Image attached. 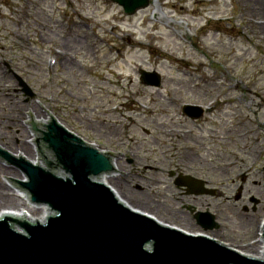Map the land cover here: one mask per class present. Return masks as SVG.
<instances>
[{
	"label": "rangeland",
	"instance_id": "374dc122",
	"mask_svg": "<svg viewBox=\"0 0 264 264\" xmlns=\"http://www.w3.org/2000/svg\"><path fill=\"white\" fill-rule=\"evenodd\" d=\"M263 25L260 0H151L132 16L110 0H0V55L8 31L41 52L40 80L22 73L37 99L13 91L21 121L30 103L50 111L84 141L120 154L110 184L135 194L144 213L194 231L183 205L209 210L219 222L212 237L249 253L264 219ZM140 70L159 72L161 87L141 84ZM187 103L211 109L193 123L181 112ZM9 105L0 104L1 120L15 119ZM21 128L0 123V149L32 155ZM10 166L0 163V175L21 180ZM182 168L215 195L197 204L183 197ZM7 185L0 179V208L18 200Z\"/></svg>",
	"mask_w": 264,
	"mask_h": 264
},
{
	"label": "water",
	"instance_id": "95a60500",
	"mask_svg": "<svg viewBox=\"0 0 264 264\" xmlns=\"http://www.w3.org/2000/svg\"><path fill=\"white\" fill-rule=\"evenodd\" d=\"M112 1L128 15L149 3V0ZM141 81L146 85L158 84L159 75L141 71ZM29 111L23 110L21 123L35 137L41 131L35 132L26 124L29 119L35 121L28 117ZM47 119L50 115L43 114L42 121L36 123L40 125L38 128H43ZM38 144L40 150L32 140V157L39 161L40 151L45 161L39 162L42 167L20 159L21 151L11 152L18 159L4 153L29 180L20 185L29 193L21 190L23 201L32 200L43 206L41 221L0 213V264H264L260 260L264 259L261 223H257L261 258L243 256L217 241L164 226L121 204L107 186L93 180L112 169L109 156L83 146L54 121ZM4 157L0 156V163L11 165ZM22 177L21 180L25 179ZM0 179L18 186L12 178L0 175ZM186 185L190 192L206 193L200 184ZM197 219L207 228L206 214Z\"/></svg>",
	"mask_w": 264,
	"mask_h": 264
},
{
	"label": "bare ground",
	"instance_id": "6f19581e",
	"mask_svg": "<svg viewBox=\"0 0 264 264\" xmlns=\"http://www.w3.org/2000/svg\"><path fill=\"white\" fill-rule=\"evenodd\" d=\"M260 7L264 8V0H260ZM263 27H264V25H263ZM263 30H264V28H263ZM0 87H1V85H0ZM28 107H31V110L33 112V113H30L28 115V117L42 121L43 114L50 115V113L48 111H45V113H44V112H42V110H37L38 107L32 105L31 103ZM41 113H42V115H41ZM16 133H18L19 135L22 136L23 133H25V130L23 128H21V129L17 130ZM29 133H30V137H32V133L31 132H29ZM29 143L32 145V138L30 139ZM31 149H32V146H31ZM26 157L31 159L33 162H35V160H36V162H38V159H33L32 155H30V153H26L24 151H21L20 159L29 161V159H27ZM111 175H112V173L111 174L105 173V174L98 175V177H96V178L101 183L106 184L107 186H109L111 188V191L113 192V194L116 196V198L119 200V202L121 204L126 205V206L131 207V208H135L139 211H143L140 208H137V206L135 205V204L140 205L138 198L134 197L135 194H133L130 190H128L126 193H128L129 197L125 198V196L122 194V192H120V190L118 191V189H116L115 187H113L112 184H110V182L112 183V180H114V179L117 180L116 178H113L114 176H111ZM9 185L15 189L14 194L16 195V197H18V200L15 203H13L14 202L13 201L12 202L13 204H12V206H10V208H3V207L0 208V213H5V214H10V215H15V216H20V217H25V218L41 221L42 206L43 205L34 204L31 201H23L21 190L17 189L16 186L11 185V184H8L7 186L9 187ZM195 201H198V200H195ZM131 202H133V203L130 204ZM205 205L208 206V204H205ZM0 206H4V204H2ZM150 217H155L156 219L160 220L159 218H157V216L151 215ZM194 232H197V231H194ZM199 233L200 234H194V235H203V236L209 235V234L204 233V232H199ZM256 238L257 239H256L255 243H257L259 245V237L257 236ZM236 249L241 254H244V255L246 254V255H249L250 257H253V258H261L260 247L258 249H256L255 251L249 252V253L243 252L241 249H238V248H236Z\"/></svg>",
	"mask_w": 264,
	"mask_h": 264
},
{
	"label": "flooded vegetation",
	"instance_id": "af4514ba",
	"mask_svg": "<svg viewBox=\"0 0 264 264\" xmlns=\"http://www.w3.org/2000/svg\"><path fill=\"white\" fill-rule=\"evenodd\" d=\"M194 198V200H193V203H199L200 201L198 200V201H195V200H197V197H193ZM194 206V205H193ZM195 207V206H194Z\"/></svg>",
	"mask_w": 264,
	"mask_h": 264
}]
</instances>
